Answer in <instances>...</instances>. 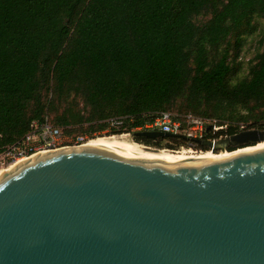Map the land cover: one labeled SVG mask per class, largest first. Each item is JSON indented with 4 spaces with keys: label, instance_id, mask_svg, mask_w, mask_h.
<instances>
[{
    "label": "trees",
    "instance_id": "obj_1",
    "mask_svg": "<svg viewBox=\"0 0 264 264\" xmlns=\"http://www.w3.org/2000/svg\"><path fill=\"white\" fill-rule=\"evenodd\" d=\"M166 112L264 129V0H0V155L34 124L94 136Z\"/></svg>",
    "mask_w": 264,
    "mask_h": 264
},
{
    "label": "water",
    "instance_id": "obj_2",
    "mask_svg": "<svg viewBox=\"0 0 264 264\" xmlns=\"http://www.w3.org/2000/svg\"><path fill=\"white\" fill-rule=\"evenodd\" d=\"M262 142L253 129L214 149ZM0 264H264V147L219 162L125 144L30 157L0 177Z\"/></svg>",
    "mask_w": 264,
    "mask_h": 264
},
{
    "label": "built area",
    "instance_id": "obj_3",
    "mask_svg": "<svg viewBox=\"0 0 264 264\" xmlns=\"http://www.w3.org/2000/svg\"><path fill=\"white\" fill-rule=\"evenodd\" d=\"M107 123H122L125 125L123 131L132 129L134 132L157 131L186 137L194 147L195 145L200 146L197 141L210 143L212 147L207 148L212 151H215L214 147L224 140L241 132L253 130L244 124L221 122L217 119L201 118L193 114L177 115L168 112L157 115L150 122L139 117L116 119ZM65 131V129L53 128L49 125H32V130L28 135L0 155V164L5 166L35 155L70 147L62 146L64 143H61L67 137Z\"/></svg>",
    "mask_w": 264,
    "mask_h": 264
},
{
    "label": "bare ground",
    "instance_id": "obj_4",
    "mask_svg": "<svg viewBox=\"0 0 264 264\" xmlns=\"http://www.w3.org/2000/svg\"><path fill=\"white\" fill-rule=\"evenodd\" d=\"M125 125H123L122 123H116V124H110L109 123V128H108V132H121L123 130H125ZM128 135H123V136H115V135H110V136H100V137H96V138H92L90 139L89 136H85L84 137V143H82L81 145H93V144H125V145H139V146H143L139 143H136L134 141H130V139L128 140ZM130 138V137H129ZM264 147V142L259 143L258 145L255 146H249V147H244V148H238L235 149L233 152L232 151H228V150H219V151H212V150H208L205 152H199L196 153L194 151H192L191 149H182L180 151H171V152H175L178 154H181L183 156H186L188 158H192V159H196V160H200V161H207V162H219L237 155H241V154H245V153H249L258 149H261ZM170 151V150H167ZM230 152V153H229ZM48 153V152H46ZM40 155V154H39ZM27 159L25 160H19L16 161L12 164H10L9 166L0 169V177L5 174L6 172L12 171L15 167H17L18 165H20L21 163L26 162Z\"/></svg>",
    "mask_w": 264,
    "mask_h": 264
},
{
    "label": "rangeland",
    "instance_id": "obj_5",
    "mask_svg": "<svg viewBox=\"0 0 264 264\" xmlns=\"http://www.w3.org/2000/svg\"><path fill=\"white\" fill-rule=\"evenodd\" d=\"M257 35H258V33L253 35V36H250L249 38H247L246 45H245V48H244V51H243V54H242V60H245V61L248 62L251 58H253V56L255 54V47L257 45V40H258ZM246 73H247V67L245 66L243 71L241 72L240 76L241 77L245 76ZM68 130H76V131L79 130V131H77L74 134H70L69 133L70 135H68V133H65V135H67V137H66V139L61 141V143H64L62 146H65V145H67V146H79V145H81L82 143L85 142L84 141V137L85 136H89V138L92 139V138H96V137H100V136H110L111 135L110 132H104L102 134L98 133V134H96L94 136H91L92 132L95 130V127L92 128L90 126L69 128ZM139 132H141V131L134 132L133 129H132V130H129V131L114 132L112 135H115V136L128 135L130 137V138L128 137V140L130 139V141H134L135 142V140H134L135 136L134 135H135V133H139ZM154 132H157V131H154ZM141 145L146 146L144 144H141ZM163 145H164V147L173 146L174 148L177 149V151H180L182 149H191L192 151H194L196 153H199V152H205V151L210 150L208 148H207L208 150H203V149L201 150L199 148H195L193 145L191 146V144L189 142L187 143V145H185L183 147H180V148L175 147L176 143H172V142H169V141H164ZM163 150H170V149L165 148ZM170 151H172V150H170ZM9 165L3 166L2 164H0V169H3V168H5V167H7Z\"/></svg>",
    "mask_w": 264,
    "mask_h": 264
}]
</instances>
